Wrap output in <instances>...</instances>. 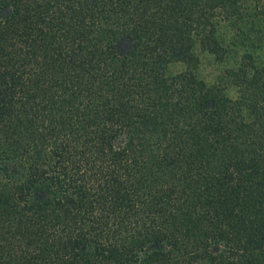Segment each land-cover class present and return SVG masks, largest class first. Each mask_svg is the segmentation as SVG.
<instances>
[{"label": "trees", "instance_id": "16d2710c", "mask_svg": "<svg viewBox=\"0 0 264 264\" xmlns=\"http://www.w3.org/2000/svg\"><path fill=\"white\" fill-rule=\"evenodd\" d=\"M240 23L264 0H0V264H264L263 71L199 74Z\"/></svg>", "mask_w": 264, "mask_h": 264}, {"label": "rangeland", "instance_id": "374dc122", "mask_svg": "<svg viewBox=\"0 0 264 264\" xmlns=\"http://www.w3.org/2000/svg\"><path fill=\"white\" fill-rule=\"evenodd\" d=\"M260 28L262 27L249 23L222 27L221 32L229 48V55L222 62L214 60L211 56L202 55L199 74L208 82L215 81L227 85L230 80L224 76L225 68L235 65L248 52L253 54L257 67L262 69L264 75V34H260ZM232 91L233 89H229L231 94Z\"/></svg>", "mask_w": 264, "mask_h": 264}]
</instances>
